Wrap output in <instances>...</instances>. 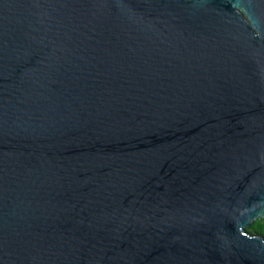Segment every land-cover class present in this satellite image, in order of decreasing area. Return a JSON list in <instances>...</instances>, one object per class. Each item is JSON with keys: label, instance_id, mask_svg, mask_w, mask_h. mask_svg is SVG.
I'll use <instances>...</instances> for the list:
<instances>
[{"label": "water", "instance_id": "obj_1", "mask_svg": "<svg viewBox=\"0 0 264 264\" xmlns=\"http://www.w3.org/2000/svg\"><path fill=\"white\" fill-rule=\"evenodd\" d=\"M264 0H0V264H264Z\"/></svg>", "mask_w": 264, "mask_h": 264}, {"label": "trees", "instance_id": "obj_2", "mask_svg": "<svg viewBox=\"0 0 264 264\" xmlns=\"http://www.w3.org/2000/svg\"><path fill=\"white\" fill-rule=\"evenodd\" d=\"M247 230L264 236V216L255 219L249 226H247Z\"/></svg>", "mask_w": 264, "mask_h": 264}]
</instances>
